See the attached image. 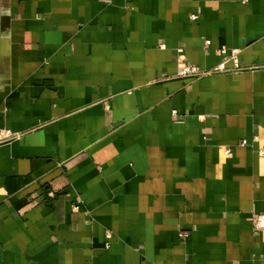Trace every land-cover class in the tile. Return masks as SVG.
I'll use <instances>...</instances> for the list:
<instances>
[{
  "label": "crops",
  "instance_id": "0c3cea01",
  "mask_svg": "<svg viewBox=\"0 0 264 264\" xmlns=\"http://www.w3.org/2000/svg\"><path fill=\"white\" fill-rule=\"evenodd\" d=\"M0 128V264H264V0H0Z\"/></svg>",
  "mask_w": 264,
  "mask_h": 264
},
{
  "label": "built area",
  "instance_id": "2783aa9c",
  "mask_svg": "<svg viewBox=\"0 0 264 264\" xmlns=\"http://www.w3.org/2000/svg\"><path fill=\"white\" fill-rule=\"evenodd\" d=\"M192 18L196 17L195 15L191 16ZM208 42V41H207ZM179 51H181V48H178ZM221 52H225V48H221ZM237 53L236 49H232L230 51L229 57L233 58L235 61V68H239V65L236 63V56ZM227 70V67L224 64V61L218 63L216 66L210 68V69H200L197 66L189 63H183L180 70L179 75L181 76H192V77H198L200 75L208 74L211 72H217V71H224ZM12 137H14V134L10 132L8 129H2L0 128V143L6 142L10 140ZM246 140H241L240 144H245ZM252 225L254 230H260L264 228V214L258 213L254 214L252 216Z\"/></svg>",
  "mask_w": 264,
  "mask_h": 264
}]
</instances>
